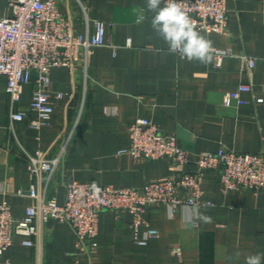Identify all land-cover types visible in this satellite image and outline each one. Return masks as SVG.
<instances>
[{
	"label": "crops",
	"instance_id": "obj_1",
	"mask_svg": "<svg viewBox=\"0 0 264 264\" xmlns=\"http://www.w3.org/2000/svg\"><path fill=\"white\" fill-rule=\"evenodd\" d=\"M56 3L84 36L93 35L96 22L103 21L108 44L95 46L87 59L82 49L74 66L51 69L54 111L39 129L30 125L37 113L28 109L34 82L23 85L15 104L27 110V116L12 123L7 77L0 74V203L11 205L16 219L24 218L34 202L32 185L46 199L63 203L65 185L73 180L141 188L153 179L194 170L200 152L227 147L264 153V101L255 102L246 91L245 104H223L224 94L241 83L250 82L264 97V0H227L226 33L196 28L212 41L214 52L229 51L221 64L214 55L209 65L168 53L151 28L155 13L147 0ZM11 15L10 0H0V17ZM245 55L255 58L254 67L248 66ZM137 118H149L164 133L176 134L192 160L172 172L169 158L134 157L128 151L129 128ZM61 134L70 138L57 168L32 176L25 151L56 158L62 152ZM202 190L196 209L180 206L172 215L166 204L148 206L145 218L159 234L146 244L135 240L129 210L105 209L98 244L90 254L78 249L70 224L49 217L37 219L33 244L16 234L0 255V264H245L248 256L264 254V188L229 190L219 171L209 170ZM146 228L141 225V234Z\"/></svg>",
	"mask_w": 264,
	"mask_h": 264
},
{
	"label": "built area",
	"instance_id": "obj_2",
	"mask_svg": "<svg viewBox=\"0 0 264 264\" xmlns=\"http://www.w3.org/2000/svg\"><path fill=\"white\" fill-rule=\"evenodd\" d=\"M12 15L0 17V74L7 77L6 90L10 96L11 122L27 116V110L15 108L21 98L25 83L34 82L29 110L37 113L30 119V125L41 128L49 123L54 111L50 98L51 69L57 66H74L95 46L106 42V25L96 22L93 35L84 36L76 32L71 16L63 13L56 0H10ZM196 25L206 31L226 33L229 13L227 0H180ZM228 50H216L217 63L221 64ZM248 66H255V58L245 55ZM250 91L254 101H264L254 92L253 85L241 83L235 90L226 92L223 104L242 105L247 102L242 93ZM60 97L63 93L59 94ZM131 146L128 151L136 158H169L174 172L179 165L192 160L190 151L183 146L176 134L164 133L149 118H137L130 125ZM63 146L61 155L46 158L43 152L25 151L28 170L32 176L42 172L51 174L59 165L70 134H61ZM194 170H183L149 181L141 188L116 187L101 184L95 180H73L66 183V198L63 203L46 199L36 186L30 187L34 202L26 209L22 219H16L11 205L0 203V255L13 244L16 234L24 235L26 244H33L31 236L38 234L37 219L46 221L49 217L66 222L77 235V247L91 253L97 246L100 213L105 209L129 210L133 214L132 229L137 242L146 244L159 231L151 227L145 218L148 206L154 203L166 204L174 215L180 206L198 208L202 201L203 178L207 171H219L221 182L229 190L264 188V153L238 152L221 147L217 151L198 153ZM141 225L147 226L141 234ZM178 252V250H174Z\"/></svg>",
	"mask_w": 264,
	"mask_h": 264
},
{
	"label": "clouds",
	"instance_id": "obj_3",
	"mask_svg": "<svg viewBox=\"0 0 264 264\" xmlns=\"http://www.w3.org/2000/svg\"><path fill=\"white\" fill-rule=\"evenodd\" d=\"M147 0V7L154 12L152 30L167 45L169 54L179 55L180 59L198 61L209 65L214 60L212 41L196 30V25L180 0ZM206 222L211 217H203ZM264 254H254L246 258L245 264H262Z\"/></svg>",
	"mask_w": 264,
	"mask_h": 264
}]
</instances>
